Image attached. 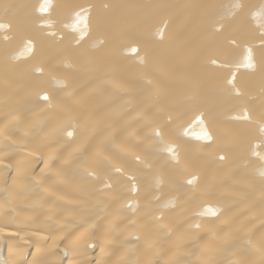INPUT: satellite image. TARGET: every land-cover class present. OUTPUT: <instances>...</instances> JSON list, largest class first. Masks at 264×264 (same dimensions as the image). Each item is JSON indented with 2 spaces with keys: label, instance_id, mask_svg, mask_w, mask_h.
I'll return each instance as SVG.
<instances>
[{
  "label": "bare ground",
  "instance_id": "6f19581e",
  "mask_svg": "<svg viewBox=\"0 0 264 264\" xmlns=\"http://www.w3.org/2000/svg\"><path fill=\"white\" fill-rule=\"evenodd\" d=\"M0 24V264H264V0Z\"/></svg>",
  "mask_w": 264,
  "mask_h": 264
},
{
  "label": "snow or ice",
  "instance_id": "6c2138e0",
  "mask_svg": "<svg viewBox=\"0 0 264 264\" xmlns=\"http://www.w3.org/2000/svg\"><path fill=\"white\" fill-rule=\"evenodd\" d=\"M41 10L45 11L46 9L42 8ZM3 27H5V25L0 24V28H3ZM131 51L132 52H136L137 49L136 48H132ZM43 99L47 100L48 99L47 95H45L43 97ZM69 135H71V133H69ZM205 138L208 139V140H211V136L207 135V133L205 134ZM170 151H171V149H170ZM189 182L191 183V181H189ZM207 211L210 212L212 215H215V212L212 209H208Z\"/></svg>",
  "mask_w": 264,
  "mask_h": 264
}]
</instances>
